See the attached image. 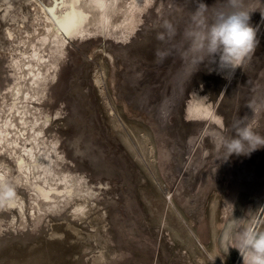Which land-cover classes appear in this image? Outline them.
Wrapping results in <instances>:
<instances>
[{"label":"rangeland","instance_id":"rangeland-1","mask_svg":"<svg viewBox=\"0 0 264 264\" xmlns=\"http://www.w3.org/2000/svg\"><path fill=\"white\" fill-rule=\"evenodd\" d=\"M203 2L0 0V264H244L264 148L222 158L240 118L264 136V0L227 79Z\"/></svg>","mask_w":264,"mask_h":264},{"label":"clouds","instance_id":"clouds-1","mask_svg":"<svg viewBox=\"0 0 264 264\" xmlns=\"http://www.w3.org/2000/svg\"><path fill=\"white\" fill-rule=\"evenodd\" d=\"M194 2L196 4L194 19L203 23L201 18L209 6L203 0ZM251 14L244 6L243 0H223L222 6L215 9L206 37L197 36L195 45L197 50L206 47L207 56L214 66L209 72L216 71L227 79L229 74H234L236 69H240L245 59L253 52L258 41L257 29L251 24ZM164 27L169 38L174 36L175 30L171 24L166 22ZM157 38L163 40L165 37L159 34ZM166 56L167 53L157 52L158 61H163ZM245 120L246 117H242L233 124L235 137L224 141L223 161H227L233 154L250 156L256 150L264 148V136L256 133ZM237 249L244 258V264H248L246 255L248 249L255 252L253 264H264V234L258 235L246 230L241 235Z\"/></svg>","mask_w":264,"mask_h":264},{"label":"crops","instance_id":"crops-1","mask_svg":"<svg viewBox=\"0 0 264 264\" xmlns=\"http://www.w3.org/2000/svg\"><path fill=\"white\" fill-rule=\"evenodd\" d=\"M263 215H264V211H263V213H262V215H261V217H263V220H262V223H261V226H260L261 234H264V216H263ZM254 255H255L254 250L249 249V251L247 252V256H248L249 258L253 259ZM251 259H250V260H251ZM252 262H253V260H252ZM250 264H252V263L250 262Z\"/></svg>","mask_w":264,"mask_h":264},{"label":"bare ground","instance_id":"bare-ground-1","mask_svg":"<svg viewBox=\"0 0 264 264\" xmlns=\"http://www.w3.org/2000/svg\"><path fill=\"white\" fill-rule=\"evenodd\" d=\"M102 1V0H101ZM92 2V1H91Z\"/></svg>","mask_w":264,"mask_h":264}]
</instances>
